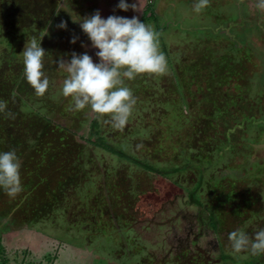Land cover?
Wrapping results in <instances>:
<instances>
[{"label":"rangeland","instance_id":"1","mask_svg":"<svg viewBox=\"0 0 264 264\" xmlns=\"http://www.w3.org/2000/svg\"><path fill=\"white\" fill-rule=\"evenodd\" d=\"M150 1L155 2L157 20L147 24L157 33L167 71L125 80L136 104L122 129H114L89 108L70 110V97L60 93L67 73L56 61L70 59L73 52H87L98 61L97 49L72 17L99 10L104 18L141 19ZM118 2L0 0V101L5 104L0 111V137L5 138L0 151L14 149L22 164V191L10 198L0 190L2 257L10 264H177V255L189 248L212 264H251L243 263L248 259L264 264V254H230L228 240L235 229L252 236L264 228V12L256 8V0H207L200 13L193 11L195 0H128L138 8L127 11L117 8ZM44 20L45 32L33 26L44 25ZM61 21L67 22L66 29L58 27ZM73 36L76 43L70 42ZM33 38L42 39L46 51L50 88L43 96L35 95L23 75L22 51ZM95 117L100 134L138 157L159 165L170 157L180 164L192 157L204 172L188 167L180 173L179 185L135 168L86 141L94 139L90 128ZM56 123L77 135L63 130L69 142L57 136L62 140L57 148L35 140L42 133L53 136L50 128ZM37 173L47 177L37 182ZM58 173L76 177L79 193L73 191L84 197L78 201L75 193H68L72 177L59 183L49 179ZM201 174L197 194L205 201L203 207L190 195ZM126 176L129 187L134 177L139 195L124 196L125 203L111 207L113 184ZM49 187L59 195L51 194ZM63 192L68 203L57 213L53 209L63 207L58 200ZM87 200L94 215L85 213ZM208 204L217 212L216 229L207 217ZM112 211L128 221V239L123 229L112 243H101L93 226L104 218L116 219Z\"/></svg>","mask_w":264,"mask_h":264},{"label":"clouds","instance_id":"2","mask_svg":"<svg viewBox=\"0 0 264 264\" xmlns=\"http://www.w3.org/2000/svg\"><path fill=\"white\" fill-rule=\"evenodd\" d=\"M138 3L129 4L119 0L117 8L127 11L137 9ZM207 0H195L193 11L200 13ZM256 8L264 12V0H256ZM97 49L94 61L87 52L72 53L71 58L56 61L58 68L67 75L60 93L70 97V110L89 108L98 117L106 118L114 129H122L133 113L136 99L125 80H133L140 74L159 75L167 71V61L159 50L157 33L150 24L139 17L119 15L102 17L99 10L94 14L74 19ZM59 28L66 29L67 22L61 21ZM43 38V37H42ZM42 40V39H41ZM41 40L28 39L23 51V75L33 88L35 95L43 96L50 88L49 77L44 71L45 49ZM73 36L71 43H76ZM5 104L0 101V111ZM21 160L14 149L0 151V190L10 198L22 191ZM230 254H264V228L252 236L243 229L228 234Z\"/></svg>","mask_w":264,"mask_h":264},{"label":"trees","instance_id":"3","mask_svg":"<svg viewBox=\"0 0 264 264\" xmlns=\"http://www.w3.org/2000/svg\"><path fill=\"white\" fill-rule=\"evenodd\" d=\"M55 6H56V4H55ZM155 8H156L155 7V2L150 1L147 4V6H146V8L144 10V13H143V15L141 17V20L144 21L146 24L149 23L150 21L154 22L155 20H157V13L155 11ZM43 11L46 12L47 9H45ZM40 23H41V21H40ZM33 26H35L36 28L37 27L40 28L41 32H45L47 23L45 24V20H44V25H41L39 23L37 25L36 23H34ZM158 32H161V30L158 29ZM162 46H163V50H164V52L166 54V57H168L166 45L164 44ZM39 114H41V113H39ZM54 121L51 120L52 123H55ZM99 127H100V125L98 123V118L95 117L92 120V122H91V128H90V135L94 136V139L92 140L91 137H87L86 141L88 143H92V144H94V145H96V146H98V147H100V148H102L104 150H107V151L119 156L122 159H125L129 163L135 164L136 165L135 168H140V169H142L144 171L146 170V172L149 171V172H153L155 174H160V175H163V176H167L169 178H172V180H174V182H176L179 185H182V181H181V178H180V176H182V174H180V173L183 172L184 170H186L188 167L191 168V166H193L195 169H200V172H202V173L204 172L203 171V167L199 168V166L192 161V160H194L192 157L188 158V159H190V162L188 161L186 163V161H184V163H183L184 165L180 164L181 162H177V159H175L173 157L168 158L166 160V164L165 165H163V164L159 165V164L155 163L156 161L152 162V161H149V159H147V158H140L137 155H135L133 152H131V151L129 152L126 148L120 147L119 145H116L114 142L109 141L104 135L100 134V131L98 130ZM50 129H51V132L54 133L53 136L51 134L42 133L41 135L39 134L38 136H36L37 138L35 139L42 146H46V148H51V147L57 148V147L62 145L61 144L62 140H59V139H61V138L64 139L65 137L67 138L66 135L64 136L62 134L63 130L70 131V133L72 135L76 134V132L71 131L70 128H67L63 124H59V123L58 124L56 123L55 126H51ZM57 136H58V138L59 137H61V138L57 139ZM1 140H5V138L3 139L2 137H0V144H2ZM63 142L68 143L69 139L67 138V140L66 141L63 140ZM46 156L48 157V150H46L44 157L46 158ZM184 159L187 160V157H185V158L182 157L181 158V160H184ZM181 165H183V166H181ZM139 172H141V170ZM174 173H177V176L179 178L174 179ZM110 174H111V172H110ZM45 175L46 174H41L40 175V174L37 173L34 176V180L37 181V182L38 181L41 182L42 178L47 177ZM127 176L129 177L130 174L127 175ZM127 176H126L125 179L123 178V181H121V182H118V180L116 179L115 183L113 184L114 189H112L111 196H109L111 198V202H112L111 207L117 208V207H119L121 205V203H123V202L125 203V201L122 200L124 198V196L127 199H131L130 196L132 195V199H136L137 195H139L138 191H137L138 190V186H137L138 184H136V180L133 177L135 182L132 179L131 180L132 187H129L126 184L127 183V180H126ZM202 176H203V174H201V176L199 177L198 180H195V182H194V184H193V186L191 187V190H190V195H191L193 201L196 202L201 207H203V205L205 204V201L202 200L200 196H198L197 191L202 186ZM71 177L72 176H70L68 174L58 173L55 176H51L50 175L49 179H53L54 178L56 180V182L59 183L61 181V179L67 180V179H69ZM71 182H73L74 186H73L72 189L67 188L69 190L68 193H70V194L72 192L75 193L73 190H75L76 193H79V185L80 184L77 183L78 181H77L76 177H72V179H71V181H69V183H71ZM218 182H220V181H218ZM46 189L49 192H51V194H52V192H55L54 191L55 188L53 190L50 187L46 188ZM44 192H46L45 188H44ZM68 193L66 194L65 192H63L64 197H62L61 199H58L60 202H62V204H63L62 206L63 207L54 206V207H57V209L54 208L53 211H55L57 213L64 211V209L66 208V204L68 203V197H67ZM81 193L80 194H76V197H77L76 199L77 200L78 199L80 200V199H82V197H84L83 194H81ZM26 195H29V193H27ZM50 195L47 198H50ZM57 195H59V194H57ZM46 196H47V193H46ZM29 197H31V195ZM32 199H33V196H32ZM48 202L49 201H47V203ZM48 205H51V203H49ZM84 205H85V213L88 210V213H90L91 215L95 214V210H94L93 206L90 205L88 200L85 201ZM208 208L209 209H207V210H208V214L209 215L207 217H208L209 222L211 223V225L216 229L218 227L217 212L212 210V206H210V204H208ZM111 213L114 215L115 218L116 217L117 218L116 219H112V221H109V222L105 221V218H104V219H101L98 223L95 222L96 225L93 226L94 227V230H93L94 234L95 235L97 234V236H99V237L102 236V238L100 237V242L101 243L106 242V241H109L110 243H112L113 240L115 239L114 237L116 235H119V236L122 235L121 234V230H123L124 228L127 229V227H126L127 224L126 225H124V224H125V222L127 223L128 221L125 218H123L124 220L122 218L118 219L117 211H115V212L112 211ZM123 213L120 212L118 214H123ZM92 219H94V218H92ZM92 219H90V220H92ZM93 224H94V221H93ZM125 232H126V230L124 229V231L122 232L123 235H124ZM125 239H128L127 236H126V233H125ZM204 257L205 256L200 251H196V253H191L189 251V248H187L182 253L177 255V262H178L177 264H212V262L209 261L210 260L209 258L204 259ZM221 257L223 259H226L227 256L225 254H222ZM247 262L251 263V264H263V263L259 262V260H250V259L243 260V263H247ZM0 263H2V264H10L7 259L2 257L1 244H0Z\"/></svg>","mask_w":264,"mask_h":264},{"label":"water","instance_id":"4","mask_svg":"<svg viewBox=\"0 0 264 264\" xmlns=\"http://www.w3.org/2000/svg\"><path fill=\"white\" fill-rule=\"evenodd\" d=\"M0 264H2V263H0Z\"/></svg>","mask_w":264,"mask_h":264}]
</instances>
